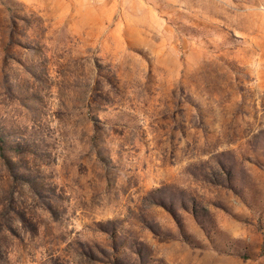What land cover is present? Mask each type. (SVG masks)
<instances>
[{
  "label": "rangeland",
  "instance_id": "rangeland-1",
  "mask_svg": "<svg viewBox=\"0 0 264 264\" xmlns=\"http://www.w3.org/2000/svg\"><path fill=\"white\" fill-rule=\"evenodd\" d=\"M0 264H264V0H0Z\"/></svg>",
  "mask_w": 264,
  "mask_h": 264
}]
</instances>
